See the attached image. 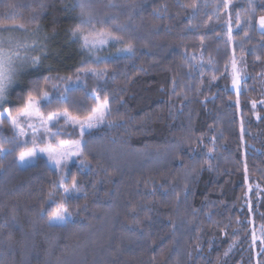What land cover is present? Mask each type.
Returning <instances> with one entry per match:
<instances>
[{
	"label": "trees",
	"instance_id": "16d2710c",
	"mask_svg": "<svg viewBox=\"0 0 264 264\" xmlns=\"http://www.w3.org/2000/svg\"><path fill=\"white\" fill-rule=\"evenodd\" d=\"M74 2L47 0L36 31L37 0H0V30H16L29 44L56 33L43 65L26 70L5 107L19 106L16 95L37 75L53 77L43 87L58 100L55 78L75 79L87 62L107 70L81 72L67 85L75 89L68 110L85 118L94 95L101 103L106 96L110 109L83 137L79 127L59 124V138H83V155L64 171L66 186L75 177L80 188L66 226L49 227L41 215L56 206L47 193L58 173L48 159L24 167L20 148L0 154V264H264V240L254 241L264 229L262 0L247 35L237 20L243 26L248 0L228 7L226 0H115L113 8L95 0L134 45L128 54L123 44H106L96 64L68 31L77 11L65 6ZM28 55H41L40 47ZM233 60L242 69L239 92Z\"/></svg>",
	"mask_w": 264,
	"mask_h": 264
},
{
	"label": "snow or ice",
	"instance_id": "6c2138e0",
	"mask_svg": "<svg viewBox=\"0 0 264 264\" xmlns=\"http://www.w3.org/2000/svg\"><path fill=\"white\" fill-rule=\"evenodd\" d=\"M231 0H226L225 7H228ZM264 3V0H262ZM249 15L241 25L239 19L237 20V28L245 31L247 35V29L253 26L252 13L255 12V0H248ZM95 5V0H75V2L69 7L65 6L66 12L77 11L76 22L68 30L71 37L80 42L81 49L87 51L90 56L93 57L92 63L96 64L100 62V57H96L95 53L100 51L106 44L120 43L123 47L119 51L128 54H134V45L131 40L125 41L123 35L119 33L125 32V26L117 23V17L111 12H104L101 14ZM47 0H37L36 7L32 9L31 22L37 24L36 31H40L39 20L44 11L48 8ZM115 0H108V7H115ZM14 5L11 3L5 4V9H11ZM191 7L195 8L196 5L192 4ZM259 29L264 33V15L258 18ZM20 28H24V24L19 25ZM228 39L231 40L232 29L229 27ZM55 29H53L52 37L45 35L43 42L33 40L29 43H15L12 44V40L8 39L9 47H5V39L0 37V154H11L15 152L17 148L20 151L17 155V160L20 164L30 163L36 158L38 152L46 153L48 159L54 164L58 177L56 181H53L51 189L47 193L48 200L55 204V208L50 212H45V209L41 208V215H47V223L49 227L66 226L71 213L68 210V203L74 198H78L79 184L75 177L72 178L71 186H66V177L64 174L67 168V161L70 155L82 156L80 141H73L65 144L64 141H59V151L52 148L51 140L59 136V129L56 132L52 131L53 127H56L61 119L66 124L79 125L80 134L83 137L85 129H91L97 127L103 122L106 114L110 111L108 107V98L105 96L103 103L100 102L99 95H94L93 99L96 101V105L91 108L89 114L81 120L78 116H73L68 110L67 104L70 100V94L75 91L74 88L64 87L60 91L59 99L53 101L49 90H45L43 85H47L53 80V77L49 76H36L35 79L28 81L27 93H20L16 95V99L20 101V105L16 107H5L6 104L12 103V91L13 86L20 81L21 74L23 73L25 66L33 69H39L44 60L47 58L48 43L50 39L55 36ZM37 46L40 47L41 55L29 56V50H34ZM21 49H23V55H21ZM236 68V61L233 60V69ZM107 70V67L103 70H97L88 65L85 62L84 67L77 70L75 81L72 76L59 77L55 79L61 81L65 85L73 84L76 81L81 80V75L91 73L95 76H102ZM240 77L238 74L234 75L233 85H239ZM53 89L57 88L56 84L52 85ZM95 91V90H93ZM239 103V101H237ZM54 105L56 110L53 109ZM63 106L62 110L59 106ZM255 106V102H253ZM48 110L47 115L42 111ZM5 127L11 132V136L5 134ZM28 129L31 130V139H22L28 134ZM43 129V134H40V130ZM47 146L42 147V144ZM22 146V147H21ZM74 149V151H72ZM211 151V149L209 150ZM81 164H86L87 160L81 159ZM59 196V201L55 198Z\"/></svg>",
	"mask_w": 264,
	"mask_h": 264
},
{
	"label": "rangeland",
	"instance_id": "374dc122",
	"mask_svg": "<svg viewBox=\"0 0 264 264\" xmlns=\"http://www.w3.org/2000/svg\"><path fill=\"white\" fill-rule=\"evenodd\" d=\"M17 29V28H16ZM259 29V28H258ZM0 37H3L4 39H5V47L7 48V47H9V44H8V39H11L12 40V44L14 45L15 43H17V42H19V43H27L26 41H25V36H21L20 34H18L17 33V31L16 30H0ZM21 53H23V49H21ZM29 67L28 66H25V69H24V71H23V73L21 74V77H22V75L26 72V70L28 69ZM242 69H241V67H240V65L238 64V63H236V68H235V74H238L239 75V77H240V80H239V85L238 86H235V88H236V90L239 92L240 91V89H241V87H242V80H243V76H242V71H241ZM21 77H20V79H21ZM73 81H75V79H73ZM77 82V81H76ZM76 82L75 83H73V84H68V85H74V84H76ZM56 85H57V88H56V92H58L59 91V94H60V91H62L63 90V88L64 87H66L67 85H65L64 83H62L61 81H58V82H56L55 83ZM51 96H52V94H50ZM42 111L44 112V114L45 115H47V111H45L44 109H42ZM72 115V114H71ZM74 116V115H73ZM81 120H83L84 118H80ZM63 121V123L64 124H66L65 123V121L63 120V119H61L60 121H59V123H58V125L56 126V127H53L52 128V131L53 132H56L59 128H60V126H59V124H60V122H62ZM101 124V123H100ZM99 124V125H100ZM72 125V124H71ZM98 125V126H99ZM72 126H74V125H72ZM97 126V127H98ZM74 127H79V125H75ZM80 128V127H79ZM95 128V127H94ZM94 128H91V129H85V131H87V130H92V129H94ZM84 131V132H85ZM40 134L42 135L43 134V129H41L40 130ZM22 139H25V140H29L30 141V139H31V130L30 129H28V134L25 136V137H23ZM59 141H64L65 142V144H68V143H71V142H73V141H66V140H63V139H61V138H59V137H56V138H54V139H52L51 140V144H52V148H54V149H56L57 151H59V148H58V143H59ZM74 141H80V143H81V149H82V142H83V138H81V139H79V140H74ZM42 147H45V146H47V144L45 143V144H42L41 145ZM72 151H74V149L72 150ZM39 157H45V158H47L48 159V156H47V154L46 153H40V152H38V154H37V156H36V158L35 159H33L30 163H27V164H21L22 166H28V165H30V164H33V163H35L36 161H37V159L39 158ZM79 156H77V155H70L69 156V158H68V161H67V167L72 163V162H74L77 158H78ZM48 161L50 162V164L55 168V166H54V164L52 163V161H50L49 159H48ZM264 240V229L262 230V232L261 233H259V234H255V237H254V241L255 242H257V241H259V242H261V241H263ZM258 242V243H259Z\"/></svg>",
	"mask_w": 264,
	"mask_h": 264
},
{
	"label": "crops",
	"instance_id": "0c3cea01",
	"mask_svg": "<svg viewBox=\"0 0 264 264\" xmlns=\"http://www.w3.org/2000/svg\"><path fill=\"white\" fill-rule=\"evenodd\" d=\"M258 25V24H257ZM258 28H259V25H258ZM260 30V29H259Z\"/></svg>",
	"mask_w": 264,
	"mask_h": 264
}]
</instances>
